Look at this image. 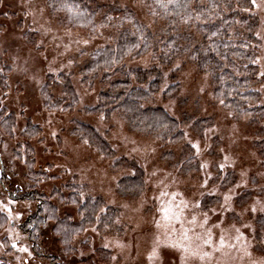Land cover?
I'll use <instances>...</instances> for the list:
<instances>
[{"label": "rangeland", "instance_id": "374dc122", "mask_svg": "<svg viewBox=\"0 0 264 264\" xmlns=\"http://www.w3.org/2000/svg\"><path fill=\"white\" fill-rule=\"evenodd\" d=\"M97 1L129 8L153 33L162 25L139 0ZM250 1L259 40L254 107L264 109V0ZM115 34L68 28L50 14L47 0H0V264H264V114L226 108L209 74L185 56L162 67L159 91L144 103L181 123L179 140L130 130L116 113L87 112L103 85L99 78L84 81L81 69L89 54L114 44ZM154 64L150 54L124 61L127 70ZM44 86L63 106L45 105ZM78 123L102 138L109 157L72 133ZM132 166L143 174V190L123 194L119 184L132 187ZM36 172L46 176L34 183ZM34 188L56 206L63 231L81 221L82 203H97L91 223L66 240L68 247L48 222L41 249L33 251L26 221L37 206ZM165 208L180 213V221L166 220ZM184 231L194 255L171 247Z\"/></svg>", "mask_w": 264, "mask_h": 264}, {"label": "trees", "instance_id": "16d2710c", "mask_svg": "<svg viewBox=\"0 0 264 264\" xmlns=\"http://www.w3.org/2000/svg\"><path fill=\"white\" fill-rule=\"evenodd\" d=\"M139 2L147 17L162 23L155 33L139 22L132 10L117 3H100L97 0H47L50 14L68 28L80 30L89 36L99 34L102 29L116 31L114 44L89 54L81 69L84 81L99 78L103 85L98 103L87 112L103 116L116 113L124 119L130 130L164 142L179 140L182 138L181 123L163 109L145 107L144 103L159 91L163 79L162 67L168 68L177 58L185 56L199 71L209 74L213 95L226 108L237 115L264 114V109L254 107L259 101V93L253 90L258 81L255 60L259 40L255 35L257 18L249 14L252 9L250 0ZM161 4L167 7H161ZM145 54H150L155 63L149 69L127 70L124 67L127 59H137ZM114 73L119 74V77L110 79ZM174 87V84L170 85L163 93L164 96ZM64 90L70 96V101L75 102L70 86L64 84ZM43 95L45 105L50 103L51 107L63 106L54 100L45 86ZM32 130L37 129L32 127ZM72 133L106 157L111 155L107 144L90 126L78 123ZM131 168L133 176L129 183L132 187L126 186V181L119 184V190L123 194H127V190L132 194L143 190V174L135 166ZM45 176L41 172L30 174L34 183ZM70 187L77 190L75 186ZM31 193L37 198V206L26 223L29 225L28 237L35 253H38L36 247L41 249L44 228L49 226L48 222L53 224L49 228L50 232L58 239L62 238L68 247L72 235L91 223L92 214L98 207L97 203L91 205L88 201L79 206L74 197L75 201L72 202L79 206L83 217L79 223L68 225L63 231L61 229L64 219L55 214L56 206L35 188Z\"/></svg>", "mask_w": 264, "mask_h": 264}, {"label": "snow or ice", "instance_id": "6c2138e0", "mask_svg": "<svg viewBox=\"0 0 264 264\" xmlns=\"http://www.w3.org/2000/svg\"><path fill=\"white\" fill-rule=\"evenodd\" d=\"M169 3H172V0H169ZM160 6L164 7V8L167 7V5H165V4H161ZM176 207L179 208V205H177ZM163 211H164V218L166 220L174 217L177 222L180 221V213L173 212L171 208H165ZM180 211L182 212L183 209H181ZM170 213H171V216H170ZM193 222H194V220H193ZM181 237H182V239L180 241H178V242H173L171 244V247H173V248H181L185 253H191L193 255L196 254V250L195 249H191L190 246L185 244V241H187L189 239L187 231H184L181 234ZM157 243L159 244V241ZM204 244L205 245H210L211 244L210 238L205 240ZM221 247H223V240H221ZM155 255H156V249L154 248L153 249V256H155ZM205 255H207V254H205ZM151 258L152 257H150V259Z\"/></svg>", "mask_w": 264, "mask_h": 264}]
</instances>
